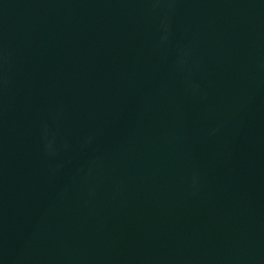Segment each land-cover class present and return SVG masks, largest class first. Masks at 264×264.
<instances>
[{
	"label": "water",
	"instance_id": "obj_1",
	"mask_svg": "<svg viewBox=\"0 0 264 264\" xmlns=\"http://www.w3.org/2000/svg\"><path fill=\"white\" fill-rule=\"evenodd\" d=\"M0 264H264V0H0Z\"/></svg>",
	"mask_w": 264,
	"mask_h": 264
}]
</instances>
